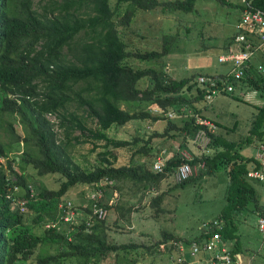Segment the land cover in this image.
I'll list each match as a JSON object with an SVG mask.
<instances>
[{
	"label": "trees",
	"instance_id": "obj_1",
	"mask_svg": "<svg viewBox=\"0 0 264 264\" xmlns=\"http://www.w3.org/2000/svg\"><path fill=\"white\" fill-rule=\"evenodd\" d=\"M248 1L264 11V0ZM196 2L0 0V41L4 43L0 46V128L4 117L14 120L5 127L12 132V141L0 142V264H28L30 260L33 264H120L125 260L128 264H156L146 258L155 253L153 247L161 248L163 253L169 252V264H193L191 260L195 258L201 264H210L212 260L224 264L215 258L218 252L210 254L203 249L216 233L221 234V246L229 245L230 264H246L248 259L242 252L250 249L238 239L239 218L255 216L259 221L264 218V194L254 186V183L264 185V181L249 177L251 171L264 175L262 162L255 157H243L233 148L234 143H226L225 149L219 150L215 135L208 155L193 154L189 137L194 138L199 129L196 113L193 114L194 110L199 111L195 102H208L206 87L198 82L203 74L182 79L170 74L166 61L176 43L173 36H164L161 51L132 53L120 31V27L128 28L139 12L191 13ZM39 3L43 4L41 8L37 6ZM122 6H126L124 14H120ZM237 8L243 12L244 3ZM242 35L245 39L239 45L244 50L251 42V31L247 28H236L227 46L231 47ZM140 64L146 67L142 68ZM226 78L220 76L216 80L221 92H224ZM230 80L236 87L243 85L249 90L264 92V78L254 74L253 70L239 82ZM234 93L226 95L233 96ZM155 107L163 112L154 111ZM183 108L189 109L187 115L183 114ZM169 112L176 116L169 117ZM49 116H55L59 121L52 122ZM252 120L253 142L255 139L264 142V106L257 109ZM17 121L23 127V137L14 126ZM160 121L167 124L163 133L156 130L149 136L147 130L136 134L133 144L145 143L134 153L141 155L137 164L117 166L115 150L132 143L111 138L107 132L132 122L155 125ZM56 127L58 131L63 130L66 142H58ZM78 132L79 135H75ZM72 141L75 145H91L92 151L104 149L99 154L101 164L92 170L81 169L66 152ZM160 141H173L178 147L167 154L168 150L156 143ZM21 144L36 149L23 152L24 167H33L41 177L59 175L57 190L44 189L34 194L23 173L13 169L10 154L16 153ZM184 150L194 155L191 164L205 162L206 168L179 184L175 173L183 164L180 153ZM162 152L167 161L164 170L157 172L153 160ZM2 158L7 160L6 167L1 163ZM223 167L228 170L230 181L227 205L217 221L208 226L204 224L201 236L195 239L165 230L166 217L172 213L168 194L190 182L203 180ZM10 182L21 188L20 194L16 195L13 187L11 192L8 191ZM127 185H132L130 189L136 193L134 204L133 200L126 201L131 204L126 209L123 198ZM77 187L82 189L86 204H77V198L71 197V190ZM93 194L96 199L91 198ZM116 194L118 200L113 203ZM7 195L12 197L8 199ZM145 200L151 201L149 207L155 209L154 221L163 228L160 239L153 246L147 245L146 249L136 243L115 241L111 237L112 227H121L120 222L124 219L130 222L133 211H144ZM17 201L26 202L29 211L23 214L17 210ZM67 203L85 217L79 219L78 216L72 224L66 223L64 210ZM136 205H139L138 209H135ZM94 206L107 211V216L99 219ZM58 210L62 213L60 219H48L45 215L50 216ZM114 214L118 217L112 222ZM64 222L66 229H60ZM36 229H40V233L36 234ZM193 245L199 249L197 255L193 254ZM47 249L52 252L45 254ZM253 254H256V260L263 255Z\"/></svg>",
	"mask_w": 264,
	"mask_h": 264
},
{
	"label": "rangeland",
	"instance_id": "obj_2",
	"mask_svg": "<svg viewBox=\"0 0 264 264\" xmlns=\"http://www.w3.org/2000/svg\"><path fill=\"white\" fill-rule=\"evenodd\" d=\"M176 1L178 0H171V2ZM243 3V0H227L226 3L218 0H197L195 10L191 13L170 12L164 14L162 12H139L136 14L133 23L126 29L120 27V31L123 39L127 42L128 50L132 53H145L153 50L161 51L164 43V36H173L176 43L173 45V53L167 57L166 67L170 74L177 79L189 77L196 73L208 75H215L218 73L217 75H220L226 71L229 65L219 63L218 58L219 55L224 52V49L227 48V44L230 41L229 38L235 31V26L240 22L241 10L240 8H237V5ZM42 5L43 4L39 3L37 6L41 8ZM125 11L126 6L120 7V14H124ZM188 27H190L191 30L188 31ZM139 66L142 68L146 67L145 64H140ZM260 95V97H264V94ZM258 99L261 101L264 100L263 98ZM217 101L220 102V104L215 110L221 112L222 117L219 119H221L224 125L229 127H232L234 124L238 125L236 133L230 137L232 142L236 141L234 144L237 146V150L243 155L248 154L251 157H255L261 148H256L252 144L253 146L246 148L245 152H242V150L248 146L247 144H250L254 140V137H252V134H249L248 131H251L253 127V121H250L252 119V114L257 113V108L260 106L254 105L256 104L255 101H251L250 103L243 100H233L229 97H219ZM123 108L127 109L126 105H123ZM49 119L52 122L59 121L55 116H49ZM8 122H14V120L9 117H4L3 123L1 124L3 127L0 128V142H3L4 144L12 141V132L5 129V127H8ZM14 126L23 137L24 132L20 122H15ZM166 126L167 124L165 122L156 127L146 122H132L125 127H113L109 130L107 132L109 137L132 143V145L126 148L115 150L117 156L116 165H133L139 161L141 155H135L134 153L145 143L141 141L138 143L139 145L133 144V141L138 136L136 135L138 132L142 133V130L144 132L148 130L147 133L150 136L156 132L154 131L156 129L159 130V133L164 132ZM57 127L58 142H66L63 130L60 129L58 131ZM75 135H79V132L75 133ZM156 143L164 146L166 151L168 150L167 154H169L174 147H177V144L173 141H168L167 143L160 141ZM28 147L25 144H21L16 153L13 152L10 154V160L13 162V169L17 172L23 173L34 194L39 193L40 190L44 189L57 190L60 187L59 175L50 174L41 177L38 175V171L33 167H24L26 164L23 152H26ZM29 149L30 151L36 150L31 146ZM103 150L104 149L102 148H97L95 151H92L91 145H75V141H72L71 147L68 146L66 148V152L72 157L73 162L76 165H79L83 170H92L94 167L99 166L101 164V157L99 154L103 152ZM108 158L114 161L112 156H109ZM6 161V159H2L1 162L3 165H6ZM154 162L155 159L153 160V165ZM130 186L132 185H127L124 191L125 196L123 202H125L126 209L131 205L126 201L133 200L132 204L135 202L133 196L136 191L130 189ZM223 188L222 178L219 175L216 179H210L208 181L190 182L184 188H178L175 192L173 191L171 195L168 194V198L171 200L170 209L172 210V213L169 215L167 214L169 217H166L167 222L163 228L185 238L195 239L194 235L200 233L204 229V222L202 221H206L207 218L209 219L216 216L217 212L221 213L225 209V204L227 202L224 198ZM16 192H21V188ZM71 193V197L77 198V204H82L83 202L86 204L81 188H74L71 190ZM117 200L118 196L116 194L115 198L112 199V202L115 203ZM144 203L146 204V209L141 212L133 211L130 222H127L126 219H124V222H120L121 225L123 224L121 227H112L111 237L115 241L123 244L136 243L144 246L146 249L147 245L153 246L155 242L160 239L159 234H161L163 228L156 225L154 221L155 209L149 207L151 203L150 200H145ZM138 208L139 205H136L135 209ZM79 214V219L85 217L84 213L81 212ZM45 215L48 219H60L62 217L60 210L51 213L50 216L48 213ZM117 217L118 216L114 214L111 219L112 222H114ZM245 219L246 218L244 217L242 220L241 216L239 222H242ZM64 221L68 224L73 223L72 220L67 222L64 219ZM208 221L212 222L213 219L212 221L207 220V222ZM248 221L249 222H246L247 224L240 223L238 227V239L242 240V245H245L250 249V251L242 252L245 255L244 258L248 259L246 264H264V235L258 229L256 224L258 221L254 216H250ZM65 222L60 225V229L66 227L64 225L66 224ZM57 225L59 226V224ZM40 231V229H36L35 233L38 234ZM160 249L161 248L156 249L153 247L152 250L155 252L153 256L155 257L153 258V256L147 255V261H155L156 264H169V252L163 253ZM51 252L52 251L47 249L44 253L50 254ZM253 252L263 255L259 256L260 258L256 260L257 256L256 254H253ZM191 262L193 264H201L197 258L192 259ZM120 264H128V261L125 260Z\"/></svg>",
	"mask_w": 264,
	"mask_h": 264
},
{
	"label": "built area",
	"instance_id": "obj_3",
	"mask_svg": "<svg viewBox=\"0 0 264 264\" xmlns=\"http://www.w3.org/2000/svg\"><path fill=\"white\" fill-rule=\"evenodd\" d=\"M245 4V9L242 15L241 23L238 26V29L241 30L243 28H247L253 33L251 36V42H249L245 49L239 52H231L230 54L224 55L219 58L220 62L223 63H231L233 65V70L231 71V74L226 78V83L224 84L222 91H227L229 93H233L235 91V85L234 82L230 80V78L234 79V81H240L244 77H246L249 68L251 60L254 57L255 52H259L262 57H264V11L258 8H255L252 3L248 0H243ZM245 39V36H240L236 39L237 46H240L239 44ZM254 40L258 41V44L254 43ZM260 71L263 70V67L260 66ZM217 79L207 76H201L198 78V82L200 85H203L206 87V99L211 101L213 98L221 93V89L217 87ZM155 111L163 112L160 108L155 107ZM167 115L171 118L175 116L174 112H169ZM197 124L201 126V128L198 130V132L195 134L193 142L194 144L199 148V150L203 154L209 153V148L212 143V136L216 133V126L212 124V122L199 118L197 121ZM263 153L261 154L259 160L262 162V165L264 166V148L262 149ZM165 152H162V155L156 157L154 162V170L157 172H162L164 170V167L166 165L167 157H165ZM180 158L183 160V164L177 169L176 171V182L179 184H182L183 182L191 179L194 176H197L201 169L206 168V163H200L199 165H193L191 164L195 158L192 153H190L187 150H184L180 153ZM249 177L251 178H260L264 181V175L260 174L259 172H253L251 171L249 173ZM18 188L15 187V190ZM99 197V196H98ZM97 197V198H98ZM91 198L96 199V195H92ZM95 213L98 215L99 219H104L107 216V211L98 209L96 206H94ZM65 214V220L67 222H70L69 220H72V222L79 216V213H77L72 206L71 203H67V208L64 210ZM215 225H218L217 222H215ZM208 226V223L206 224ZM259 228L264 231V218H261L259 221ZM221 234L216 233L210 242L205 243L203 245V249L206 252H218L215 256L218 260H222L224 264H230L231 258L228 254V251L225 247L221 246ZM221 247V249H220ZM223 247V248H222ZM193 254L197 255L199 252V249L197 245H194L192 247ZM220 249V250H219ZM218 250V251H217ZM219 254V255H218ZM210 264H218L215 262V260H212V263Z\"/></svg>",
	"mask_w": 264,
	"mask_h": 264
},
{
	"label": "crops",
	"instance_id": "obj_4",
	"mask_svg": "<svg viewBox=\"0 0 264 264\" xmlns=\"http://www.w3.org/2000/svg\"><path fill=\"white\" fill-rule=\"evenodd\" d=\"M245 5V4H244ZM245 9V8H244ZM243 12H244V10H243ZM243 12L241 11V19H240V22L235 26L236 28H237V30H239L238 29V26H239V24L241 23V20H242V15H243ZM253 35V33H251V36ZM254 43L255 44H258V41L257 40H254ZM243 49L241 48V46H237V42H235V44H233L231 47H228L227 46V48H225L224 49V52L222 53V54H220L219 55V58L220 57H222V56H224V55H227V54H230L231 52H239V51H242ZM219 58H218V61H219ZM219 63H221V64H228L229 65V67H227V69H226V71H224L223 73H221L220 75H217L218 73H216L215 75H211V74H209V75H211V76H214V78L215 79H217V78H219L220 76H226V77H228L230 74H231V71L233 70V65L231 64V63H223V62H220L219 61ZM260 66H262L263 67V70L262 71H260ZM251 70H253V72H254V74H258V75H261L263 78H264V57H262L261 56V54L259 53V52H255V54H254V57H253V59L251 60V63H250V68H249V71H251ZM248 71V72H249ZM203 76H208V74H203ZM246 76H248V73H247V75ZM255 76V75H254ZM246 78V77H245ZM237 82H239V81H237ZM235 85V84H234ZM229 93V92H227V91H224V92H221L219 95H217V96H215L214 98H213V100H211V101H209V100H207L208 102H201V101H198V102H195V105L198 107V109H199V111L197 110V112L194 110V113L193 114H195L196 113V125L197 126H199L198 124H197V121H198V119L199 118H203V119H206V120H208V121H210V122H212V124H214L215 126H216V128H217V130H216V133L214 134L215 135V137L218 139V149L219 150H224L225 149V144L226 143H235L236 141H234V142H232V140L230 139V137L233 135V134H235L236 133V131H237V129H238V125L237 124H234V125H232V127H229V126H226V125H224V123L221 121V119H219V118H221L222 117V115H221V112H219L218 110H215L216 109V107L220 104V102H218L217 100L219 99V97H229V98H232L233 100H239V101H247V102H250L251 103V101L253 102V101H255L256 102V104H254V105H259L260 107H258V108H262L263 106H264V100L263 101H261V100H259L258 98H263L264 99V97H260L261 95L260 94H264V92H262V91H258V90H249L248 88H247V86H243V85H241L240 87H236L235 86V93H234V95L233 96H230V95H226V93ZM205 98H206V96H205ZM244 98V99H243ZM216 103V104H215ZM257 108V109H258ZM185 109V111H184V115H187V111L189 110L188 108H183L182 110H184ZM155 111V110H154ZM255 114L256 113H253L252 114V119H253V117L255 116ZM176 116V115H175ZM182 116V115H181ZM183 117H185V116H183ZM250 120L251 122L253 121V120ZM164 122H162V121H160V122H158V123H156L155 125H154V127H156V126H158V125H160V124H163ZM152 127V126H151ZM151 127H150V129H151ZM201 128V126H199V129ZM198 129V130H199ZM152 130V129H151ZM156 130H158V129H156ZM156 130H154V131H156ZM159 131V130H158ZM198 132V131H197ZM196 132V133H197ZM249 132V134H250V131H248ZM142 133H144V131L142 130ZM163 133V132H162ZM258 133V132H257ZM193 137H192V139L189 137V148L193 151V154H195L196 156H200L201 154H202V152L199 150V148L194 144V142H193ZM263 140V139H262ZM212 143H213V138H212ZM212 143H211V145H212ZM175 144H177V147H178V143H175ZM241 144V143H240ZM246 144V143H245ZM257 148H261L260 149V151L255 155V158L258 160L259 158H260V156H261V154L263 153V148H264V142L263 141H260V140H258V139H255V141L253 142V143H251V144H247L246 146L247 147H245L243 150H242V152L244 151L245 152V150H246V148H249L250 146H253V145ZM174 145V144H173ZM211 145H210V148H211ZM241 145H243V144H241ZM233 146V148H235V150H237V146H235L234 144L232 145ZM260 146V147H259ZM210 148H209V152H210ZM241 149V148H240ZM191 151V152H192ZM212 151L214 152L215 151V149L213 150L212 149ZM247 152H248V150H247ZM240 153V152H239ZM209 154V153H208ZM208 154H206V155H208ZM241 154V153H240ZM243 157H246V158H251V156L250 155H248V154H241ZM221 176V178H222V182H223V186H224V198L226 199V197H227V190H228V186H229V181H230V179H229V175H228V170L226 169V168H224L223 167V169H220L218 172H216L215 174H208L207 176H205L204 177V181H208V180H210V179H216L218 176ZM203 180H200V181H203ZM254 180V179H253ZM256 181V180H255ZM199 182V181H198ZM254 186H255V188L258 190V191H261V192H263V194H264V185H262L261 183H254ZM226 202H227V199H226ZM263 202H264V199H263ZM226 205H227V203L225 204V207H226ZM222 213V212H221ZM221 213H218L217 212V217L216 216H214V217H212V218H207L206 219V221H202V220H204V219H202L201 221L202 222H204V224H207V223H210L209 221L207 222V220H211L212 221V219H213V221H217V218L219 217V215L221 214ZM244 217H246V219L244 220V221H242L241 223L242 224H247L246 222H249L248 220L250 219V217L249 216H243V218ZM252 217V216H251ZM255 217V216H254ZM243 218H242V220H243ZM256 219H257V221H259L258 220V218L257 217H255ZM256 221V222H257ZM237 223V222H236ZM257 224V226H258V229L260 230V232H262V230L259 228V224L258 223H256ZM240 225V224H239ZM263 233V235H264V232H262ZM242 234H243V232H242ZM195 236V238L196 237H200L201 236V232L200 233H197L196 235H194ZM234 242H236V239H235V241ZM227 244H229V243H227ZM232 245H233V243H232ZM194 246V245H193ZM226 249H227V247L229 246V245H226L225 246V244L223 245Z\"/></svg>",
	"mask_w": 264,
	"mask_h": 264
},
{
	"label": "clouds",
	"instance_id": "obj_5",
	"mask_svg": "<svg viewBox=\"0 0 264 264\" xmlns=\"http://www.w3.org/2000/svg\"><path fill=\"white\" fill-rule=\"evenodd\" d=\"M3 44H4V43L0 41V46H3ZM10 96H11V95H10ZM2 159H5V158H2ZM2 159H1V161H2ZM1 163H2V162H1ZM2 165H3V164H2ZM4 166H6V165H4ZM8 176H9V178L12 177V174H10L9 171H8ZM12 187H13V192L16 193V195L21 193V192H16V191H18V190L20 189V187L17 186L16 184H14L13 182H10V183H9V189H8L9 192H11V188H12ZM15 187H17L18 189L15 190ZM11 197H12V195H7V198H8V199H10ZM15 208H16L17 210H19L20 212H22L23 214L26 213L27 211H29V209H28V207H27V205H26V202H24V201H17V202H15ZM47 228H49V225L47 226ZM28 264H33V261L30 260V261L28 262Z\"/></svg>",
	"mask_w": 264,
	"mask_h": 264
}]
</instances>
